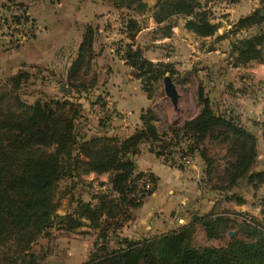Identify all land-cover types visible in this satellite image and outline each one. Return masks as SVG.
<instances>
[{"label": "trees", "instance_id": "16d2710c", "mask_svg": "<svg viewBox=\"0 0 264 264\" xmlns=\"http://www.w3.org/2000/svg\"><path fill=\"white\" fill-rule=\"evenodd\" d=\"M120 1L119 9L137 5L133 10H138L139 16L123 19L121 34L129 42L116 53L132 69L133 77L141 82L151 100L167 75L174 80L175 69L170 64L148 60L136 44L143 30L139 18L149 10L148 5L142 0ZM225 1L158 0L150 10L157 25L154 33L161 39L171 38L178 26L176 19L181 18L185 29L197 38L213 39L221 28L214 22V9ZM262 13L264 0H260V8L216 39L219 42L246 33L232 43L235 68L264 62ZM95 40L96 30L88 26L70 68L68 83L74 91L79 75L87 74L96 59ZM207 50L215 51V46ZM34 80L29 71H20L0 86V264H45L46 254L35 248L41 239L51 238L56 228L66 232L83 228L95 231L97 240L84 264H264V222L251 216H244V222L237 224L236 236L219 248L199 246L195 239L197 225L203 227L209 240H224L236 228L233 219L214 212L195 215L190 225L164 236L141 241L121 237L123 228L135 219L157 186L158 179L153 174L137 170L135 157L145 144L158 157L168 155L171 160L198 155L204 163L202 182L212 190L251 187L257 191L264 185V172H255L257 139L235 110L223 108L211 96L203 81L196 92L200 112L194 119L162 135L154 110L148 108L141 114V127L121 138L104 133L89 135V128L83 132V105L73 103L68 93L63 98L27 99L23 91ZM82 95L85 94L78 99ZM104 116L100 127L107 129L110 118ZM212 143L224 146L221 159L210 154L207 145ZM182 144L176 154L171 152ZM221 160L224 165H220ZM90 174L109 175L108 183L101 187L110 189L93 195L90 202L72 197L68 211L59 215L61 183L70 181L66 193L75 191L83 186L84 176ZM146 181L151 182L149 190L142 186ZM227 199L245 203L239 194ZM113 242L120 247H113Z\"/></svg>", "mask_w": 264, "mask_h": 264}, {"label": "crops", "instance_id": "0c3cea01", "mask_svg": "<svg viewBox=\"0 0 264 264\" xmlns=\"http://www.w3.org/2000/svg\"><path fill=\"white\" fill-rule=\"evenodd\" d=\"M23 1L26 0H14L17 3ZM9 3L10 0H0V9ZM107 3L106 0H60L58 4H53L30 0V12L37 32L33 39L17 47H8L0 42V72L3 71L10 78L20 71H29L35 80H38V73L43 72L56 77L62 76L66 84L70 68L79 55L85 30L92 26L96 30L95 62L101 67L105 66L106 74H103L105 77L102 73L98 76L96 84L100 91L92 93L88 100L84 99L79 103L85 102L83 109L85 118H89V135L104 133L127 138L141 127V114L150 107L151 101L141 87L147 101L145 107L142 110L127 108L130 91L135 84L141 82L133 77L132 69L115 53V49L129 41L121 34L123 21L119 14L112 8L109 9ZM258 4L260 5L259 0H255L250 9L247 6L239 8L237 5L236 10H228L231 23L226 28L221 26L213 39L205 40L187 31L184 21L174 29L171 38H153V35L149 38V33L157 28L151 14L148 24L143 25V30L137 36L136 44L144 50L145 57L154 63L170 64L175 70L188 69L187 76H193L197 80L196 92L199 83L203 81L211 91V96L223 108L235 110L241 123L257 139L258 159L255 172H264V62H253L236 68L233 66L232 43L242 39L246 33L229 36L232 43L228 46V53L223 52L220 46H215V51L209 52L201 45L203 41L216 40L229 33L241 18L250 16ZM241 10L243 14H239ZM146 43L152 45L149 50L145 49ZM50 80L53 84L50 91L57 89L62 95L66 93L61 90L63 84L55 86L54 77ZM104 93L112 101L109 105L114 109L110 110L107 129L100 127L104 112L89 105L96 95L99 97ZM68 95L75 97V91L72 89V94ZM199 112L200 110L192 119ZM127 113L131 115L126 117ZM135 161L138 172L151 173L158 182L155 191L136 212L135 219L123 228L122 238L141 241L164 236L190 225L195 215L204 216L214 212L233 219L236 228L231 229L224 240H209L203 227L197 225L195 239L197 235H201L203 241L200 245L197 243L199 246L219 248L236 236L237 224L244 222V216L256 217L264 222V185L257 191L251 187H244L242 190L235 187L226 192L212 190L202 182L204 163L201 158H196L194 168L178 169L153 153L148 144L141 147ZM86 179L90 182L108 181L109 175L90 174ZM234 194H239L245 203L239 204L227 199ZM231 232L233 237L230 236ZM112 245L120 247L117 242ZM91 251L90 245L87 251H80L83 254L81 264L88 260Z\"/></svg>", "mask_w": 264, "mask_h": 264}, {"label": "rangeland", "instance_id": "374dc122", "mask_svg": "<svg viewBox=\"0 0 264 264\" xmlns=\"http://www.w3.org/2000/svg\"><path fill=\"white\" fill-rule=\"evenodd\" d=\"M35 1V0H31ZM39 1H48L50 3H53L51 0H39ZM108 3L109 9L112 8L114 12L119 14L120 20L123 21L124 18L128 17H134L138 15V10H133L136 8L137 5H133L131 9L127 8H117L121 7V1L120 0H106ZM144 3H146L149 7V10L144 13V16L141 17V22L143 25H147L149 22V16H151V9L154 8L158 2V0H142ZM260 2V0H259ZM21 5L27 6L30 10V0L23 1V3H20ZM253 4H255V0H227L225 2H219L217 3L214 11V22L217 24H220L223 27H227L231 21L229 17L231 14L228 13V10L230 9H237V5L239 8L243 7H250ZM238 8V10H239ZM260 8V5L258 4V7L256 9ZM250 9V8H249ZM237 10V12H238ZM243 10L239 11V14L242 13ZM139 16V15H138ZM185 22L184 19H176V22L179 26L182 22ZM185 28V25H184ZM155 31H151L149 33V38L152 37H158L159 35H155ZM173 37V36H172ZM231 40H225V41H217V40H207L203 41L201 45L204 46V48H208L210 46H220L221 50L223 52L229 51V45L231 44ZM147 47H145L146 50H149L152 45H148L149 43H146ZM120 48V47H118ZM117 48V49H118ZM115 49V53L116 50ZM117 54V53H116ZM97 57V55H96ZM96 60V59H95ZM103 66V65H102ZM105 66L101 67L97 64V62L92 63L91 70L88 71L87 74H84L83 72L79 75L78 80L74 83V86L77 87L75 90V97L70 98L71 101L75 104H82L85 105V102L79 103L82 100L86 99L88 100L89 96L92 93H95L97 91H100L97 84H94V81L97 83V79L100 73H102V76L105 77L106 74V68ZM103 69V72H102ZM188 69H179L175 70V76H174V82L177 85L178 93H179V103L177 108H175L170 101V99L166 96L164 91V83L163 81L159 82L156 89L154 90L152 94L151 105L149 108L154 110L156 115V126L159 129V132L162 135L165 134H171V130L174 128H180L186 120H190L194 117V115L197 113L198 110H200V106L196 100L195 92H196V85L197 80L193 78V76H187ZM193 71V70H192ZM38 73V72H35ZM110 77L109 72L107 73ZM54 77L55 80V86L64 84L63 80L64 78L62 76L56 77L50 74H43V72L38 73V80H34V82H31V84L26 85V89H24V93L27 92V95L25 96L29 100H36L37 98H41L43 96H50V97H58L63 98L65 96L60 94L57 89L56 91L52 92L49 89L52 87L53 84H51L50 78ZM8 77L0 72V86L4 83H6V80ZM65 81V80H64ZM67 87L70 88L71 83H66ZM141 84H135L134 89L129 93V99H128V110H142L147 101L145 98V95L142 93L141 90ZM25 88V87H24ZM81 88V89H80ZM136 88V89H135ZM82 99H78L81 98ZM86 96V97H85ZM91 97V96H90ZM90 101V100H89ZM112 101L107 99V96L105 93L103 95H96V97L93 99V102L89 103L90 106L95 107L96 110H114L112 105H109ZM84 109H82L81 113V125L83 127V132H85L88 129V126L86 124L85 127V121H89L88 119H84ZM94 110V109H92ZM105 116L104 118H110L111 112H104ZM83 117V118H82ZM183 147V144L180 145L177 148L172 149V153L176 154L179 149ZM208 150L210 151V154L212 156H216L219 159H221L222 154H224V146H220L216 143L208 144L207 145ZM171 150V149H169ZM195 158H200L198 155H196ZM220 165H224V162L221 160ZM87 176H84V183L82 187H78L75 191H70L66 193V188H68L71 184L70 181L62 182L59 187L58 192V200L60 201V209L58 211L59 215H64L71 203L72 197L75 198H81L85 202H90L92 200L93 195L100 193L102 191H107V186L101 187L102 183H108V181H88ZM91 184V185H90ZM65 193V194H64ZM63 194V196H62ZM239 229L237 228V231ZM97 240V235L95 231L89 229V228H83L81 230H78L76 232H66L64 230H58L57 228L52 231L51 238L41 239L36 246V250L38 252H42L46 254V260L45 264H81L82 258L80 251L85 252L87 251L89 245L91 250H93L94 243ZM201 241H203V238H201V235H197L196 237V243L199 245L202 244ZM197 244V245H198Z\"/></svg>", "mask_w": 264, "mask_h": 264}, {"label": "built area", "instance_id": "2783aa9c", "mask_svg": "<svg viewBox=\"0 0 264 264\" xmlns=\"http://www.w3.org/2000/svg\"><path fill=\"white\" fill-rule=\"evenodd\" d=\"M51 1L54 4L60 2V0ZM36 32L37 26L35 20L27 6L11 2L6 7L0 9V42L5 46H20L33 39ZM130 115L131 113L125 114L126 117ZM161 158L170 166L178 169H190L196 166V158L191 155L178 156L173 160L168 158V155ZM142 186L145 190L152 188L149 181H146Z\"/></svg>", "mask_w": 264, "mask_h": 264}, {"label": "water", "instance_id": "95a60500", "mask_svg": "<svg viewBox=\"0 0 264 264\" xmlns=\"http://www.w3.org/2000/svg\"><path fill=\"white\" fill-rule=\"evenodd\" d=\"M262 15H264V13H262ZM163 83H164V91H165L166 96L170 99L173 106L177 108L178 103H179V93H178L177 85L175 84L173 78L169 75H167L164 78ZM61 90L68 94H72V89L67 87L66 84H63L61 86ZM233 235L234 234L231 232L230 236L233 237Z\"/></svg>", "mask_w": 264, "mask_h": 264}]
</instances>
